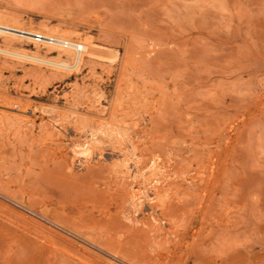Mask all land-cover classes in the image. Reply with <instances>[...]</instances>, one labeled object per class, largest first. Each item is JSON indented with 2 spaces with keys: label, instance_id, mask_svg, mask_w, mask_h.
<instances>
[{
  "label": "rangeland",
  "instance_id": "obj_1",
  "mask_svg": "<svg viewBox=\"0 0 264 264\" xmlns=\"http://www.w3.org/2000/svg\"><path fill=\"white\" fill-rule=\"evenodd\" d=\"M2 19L94 53H0V264H264V0H0Z\"/></svg>",
  "mask_w": 264,
  "mask_h": 264
},
{
  "label": "bare ground",
  "instance_id": "obj_2",
  "mask_svg": "<svg viewBox=\"0 0 264 264\" xmlns=\"http://www.w3.org/2000/svg\"><path fill=\"white\" fill-rule=\"evenodd\" d=\"M36 28V27H35ZM0 34L9 40H35V35L43 36L41 40L48 49L55 52L54 58H44L37 55H30L23 51L13 49L9 43L0 46V53L15 57L27 58L61 68H76L81 64L84 55H92L93 44L87 38L74 40L69 33L60 32L55 29L44 30L23 27L13 22L0 20Z\"/></svg>",
  "mask_w": 264,
  "mask_h": 264
},
{
  "label": "built area",
  "instance_id": "obj_3",
  "mask_svg": "<svg viewBox=\"0 0 264 264\" xmlns=\"http://www.w3.org/2000/svg\"><path fill=\"white\" fill-rule=\"evenodd\" d=\"M43 39V36H41V35H35V40L36 41H41Z\"/></svg>",
  "mask_w": 264,
  "mask_h": 264
}]
</instances>
